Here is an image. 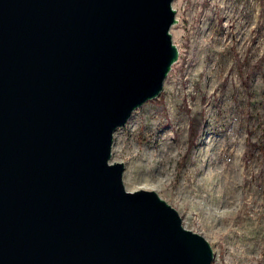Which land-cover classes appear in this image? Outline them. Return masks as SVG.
Returning <instances> with one entry per match:
<instances>
[{
	"label": "water",
	"instance_id": "1",
	"mask_svg": "<svg viewBox=\"0 0 264 264\" xmlns=\"http://www.w3.org/2000/svg\"><path fill=\"white\" fill-rule=\"evenodd\" d=\"M175 0H0V264H213L115 133L178 62Z\"/></svg>",
	"mask_w": 264,
	"mask_h": 264
},
{
	"label": "rangeland",
	"instance_id": "2",
	"mask_svg": "<svg viewBox=\"0 0 264 264\" xmlns=\"http://www.w3.org/2000/svg\"><path fill=\"white\" fill-rule=\"evenodd\" d=\"M173 9L178 62L115 133L111 163L125 164L128 192L155 191L176 209L213 264H264V0Z\"/></svg>",
	"mask_w": 264,
	"mask_h": 264
},
{
	"label": "bare ground",
	"instance_id": "3",
	"mask_svg": "<svg viewBox=\"0 0 264 264\" xmlns=\"http://www.w3.org/2000/svg\"><path fill=\"white\" fill-rule=\"evenodd\" d=\"M216 176V175H215ZM214 178V176L213 175H211V176H209V179L211 180V179H213ZM210 189V188H209ZM213 189V188H212Z\"/></svg>",
	"mask_w": 264,
	"mask_h": 264
}]
</instances>
